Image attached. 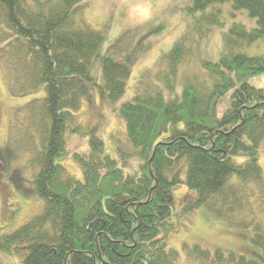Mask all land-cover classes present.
Returning a JSON list of instances; mask_svg holds the SVG:
<instances>
[{
    "label": "trees",
    "instance_id": "1",
    "mask_svg": "<svg viewBox=\"0 0 264 264\" xmlns=\"http://www.w3.org/2000/svg\"><path fill=\"white\" fill-rule=\"evenodd\" d=\"M188 1L191 29L163 57L167 68L157 77L164 85L147 83L118 110L139 171L126 175L104 153L95 126L87 133L89 159L76 156L82 183L56 162L67 151V134L82 135L74 113L96 89L105 102L120 100L142 47L123 40L111 45L99 80L92 67L104 35L85 21V0H0V61L9 86L19 95L40 94L30 103L23 133H29L26 143L38 168L33 192L43 201L35 217L0 234V252L21 253L22 264H176L167 232L175 229L179 188L189 194L179 215L186 218L202 206L245 244L213 254L195 246L188 251L191 261L264 264V88L247 81L264 74V55L247 52L264 37V0ZM223 6L246 11L257 27L232 22L223 30ZM215 29L223 41L218 59L202 60L179 87L181 66ZM230 90L229 108L220 113L219 102Z\"/></svg>",
    "mask_w": 264,
    "mask_h": 264
},
{
    "label": "rangeland",
    "instance_id": "2",
    "mask_svg": "<svg viewBox=\"0 0 264 264\" xmlns=\"http://www.w3.org/2000/svg\"><path fill=\"white\" fill-rule=\"evenodd\" d=\"M85 2V21L104 35L98 57L93 61L92 73L95 77L101 80V60L111 45L121 40L123 44L132 41L133 46L139 45L142 49L138 50L140 60L133 67L126 93L120 100L116 103L105 102L96 89L92 91L90 100L84 99L80 110L74 113L76 122L81 125L82 135L67 134V151L59 156L56 162L82 183L86 182V177L84 168L76 156L89 159L92 151L87 133L95 126L99 127L104 153L116 159L126 175L137 174L140 162L133 154L134 148L128 140L125 122L118 110L121 105L132 101L138 93L146 90L147 83L153 86L164 85L165 80L160 82L157 77L158 72L167 68L163 57L177 40L189 32L193 21L186 10L190 5L188 0ZM224 6L227 7L228 4ZM224 6L223 30H227L232 22H240L249 28L257 27V20L246 11L230 12ZM197 43L192 38L190 44L196 46ZM222 43V33L218 29L213 30L208 39L199 42L195 56L190 57L189 65L181 66L178 75L179 87L183 75L197 71L202 60L218 59ZM247 52L250 56L264 55V37L251 45ZM247 81L256 87L264 88V74L250 77ZM232 92L233 90H230L220 100V113L229 108ZM39 96V93L19 95L12 92L6 68L0 61V234L8 235L14 232L43 208V201L33 192V179L38 168L32 163L30 143H26L29 133H23L25 126L29 129L30 120L27 116L30 114V103ZM168 96L170 98V95ZM260 164L264 169V142L260 146ZM178 189L175 190L176 203L173 205L171 220L175 229H169L167 232L168 249L178 254L176 264H198L188 256V251L195 246L209 249L213 254L217 249L227 251L245 245L240 239L241 236L226 224L211 218L202 206L186 218L179 215L184 205L182 200L188 191ZM1 200L4 201L3 206ZM11 212L15 214L12 216ZM21 260V253L8 255L0 252V264H22Z\"/></svg>",
    "mask_w": 264,
    "mask_h": 264
},
{
    "label": "flooded vegetation",
    "instance_id": "3",
    "mask_svg": "<svg viewBox=\"0 0 264 264\" xmlns=\"http://www.w3.org/2000/svg\"><path fill=\"white\" fill-rule=\"evenodd\" d=\"M3 200H1V205L3 204ZM3 206V205H2ZM12 216L15 214V212H11Z\"/></svg>",
    "mask_w": 264,
    "mask_h": 264
}]
</instances>
